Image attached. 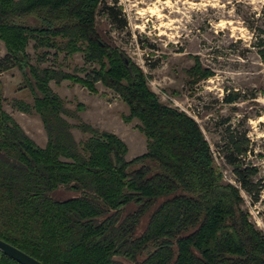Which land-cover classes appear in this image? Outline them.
Masks as SVG:
<instances>
[{
	"label": "trees",
	"instance_id": "16d2710c",
	"mask_svg": "<svg viewBox=\"0 0 264 264\" xmlns=\"http://www.w3.org/2000/svg\"><path fill=\"white\" fill-rule=\"evenodd\" d=\"M102 6L103 0H0L6 48L0 60V240L42 264H264V233L242 194L254 198L260 184L258 169L244 165L248 138L231 134L225 141L222 159L236 184L228 183L197 120L164 104L145 71L100 32ZM245 21L264 63V4L260 17ZM52 52L56 60L82 55L85 76L66 72L63 62L43 67ZM12 69L33 98V104L14 99L12 106L41 119L45 147L4 109L1 75ZM214 75L196 58L188 84ZM64 81L93 93L100 83L117 94L129 107L124 121L140 123L146 153L127 160L123 140L82 120L83 106L71 111L51 87ZM237 101V95L223 99ZM76 129L84 140H76ZM57 191L71 197L57 199ZM0 264L18 263L0 252Z\"/></svg>",
	"mask_w": 264,
	"mask_h": 264
},
{
	"label": "rangeland",
	"instance_id": "374dc122",
	"mask_svg": "<svg viewBox=\"0 0 264 264\" xmlns=\"http://www.w3.org/2000/svg\"><path fill=\"white\" fill-rule=\"evenodd\" d=\"M264 0H103L97 21L100 32L128 58L140 66L149 77V86L160 100L185 111L200 124L211 145L216 164L223 170L225 181L236 184L232 167L222 156L227 152L225 141L231 134L246 135L250 142L246 167L259 171L255 200L242 191L244 208L251 221L264 233V63L253 48V34L246 21L251 14L261 16ZM106 8H112L113 14ZM32 63L37 62L33 43L28 48ZM43 67H55L63 62L66 72L84 77L82 55L56 60L55 53ZM6 55L0 41V60ZM200 58L204 67L214 71V77L190 86L188 71ZM4 109L40 147L47 144L41 119L27 115L12 106L14 99L33 104L22 75L12 69L1 75ZM53 91L66 101L86 123L117 135L128 147L127 160L146 153L147 141L139 130L140 123L124 121L129 107L113 91L102 84L96 92L80 84L64 81L51 83ZM237 95L239 101L225 104L224 97ZM77 124L73 118H67ZM77 141L85 136L74 130ZM57 199H68L65 191L54 193Z\"/></svg>",
	"mask_w": 264,
	"mask_h": 264
},
{
	"label": "water",
	"instance_id": "95a60500",
	"mask_svg": "<svg viewBox=\"0 0 264 264\" xmlns=\"http://www.w3.org/2000/svg\"><path fill=\"white\" fill-rule=\"evenodd\" d=\"M125 64L128 66V60H125ZM0 252L7 255L9 258L17 262L18 264H42L31 256L27 255L23 251L16 247L0 240Z\"/></svg>",
	"mask_w": 264,
	"mask_h": 264
}]
</instances>
